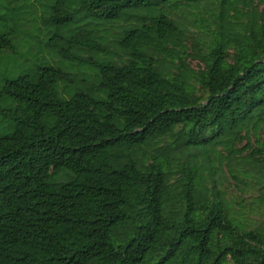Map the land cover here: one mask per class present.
Instances as JSON below:
<instances>
[{"label":"trees","instance_id":"16d2710c","mask_svg":"<svg viewBox=\"0 0 264 264\" xmlns=\"http://www.w3.org/2000/svg\"><path fill=\"white\" fill-rule=\"evenodd\" d=\"M0 264H264V0H0Z\"/></svg>","mask_w":264,"mask_h":264},{"label":"rangeland","instance_id":"374dc122","mask_svg":"<svg viewBox=\"0 0 264 264\" xmlns=\"http://www.w3.org/2000/svg\"><path fill=\"white\" fill-rule=\"evenodd\" d=\"M4 131L2 130L1 126H0V134H2Z\"/></svg>","mask_w":264,"mask_h":264}]
</instances>
